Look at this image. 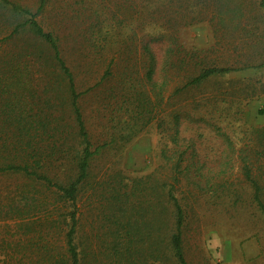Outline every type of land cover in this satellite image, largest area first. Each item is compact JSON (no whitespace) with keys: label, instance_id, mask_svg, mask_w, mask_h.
<instances>
[{"label":"trees","instance_id":"1","mask_svg":"<svg viewBox=\"0 0 264 264\" xmlns=\"http://www.w3.org/2000/svg\"><path fill=\"white\" fill-rule=\"evenodd\" d=\"M193 1L211 12V19H216L220 28L237 33L231 41L235 52L231 63L221 64L199 50L183 51L173 30L189 26L192 21L180 22L162 10L164 16L151 21L156 27L157 19L162 17V25L170 30L168 34L161 24L140 39L134 33L138 41L133 49L113 51L102 76L91 85L78 87L77 77L86 68L71 53L82 54L83 39L78 30L67 29L69 4L53 7L52 0H0V177L19 184L16 199L11 198V216L7 220L14 222L26 218L22 215L40 213L35 222L23 219L21 224L34 234L26 246L34 255L14 263L188 264L184 236L191 206L186 194L193 199L207 196L238 203L239 195L225 192L231 183L215 180L228 167H236V174L242 175L252 190L251 201L264 217V125L248 127L239 149L218 133L226 145L221 151L225 158L217 168L200 160L199 166L193 167L183 163L184 151H180L181 113L172 112L168 142L176 161L172 162L164 150L159 155L162 170L168 165V175H145L130 185L117 180L114 183L112 177L89 183L92 163L117 138L129 142L154 121L164 132V120L155 113L163 103L167 84L162 74L173 71L178 75L186 67L174 90L179 95L234 72L264 71V30L253 26L259 22L264 26V0H253L252 7L236 0ZM166 39L169 46L160 51L163 62L158 64L152 44ZM96 56L100 52L94 49L89 57ZM118 59L119 64L115 62ZM256 84L257 92L264 94V83L257 80ZM99 91L103 107L111 108L107 111L108 122L120 130L113 127L107 137L93 142L80 101ZM245 97L234 100L236 115H241L247 106ZM233 105L221 99L213 108L225 113L226 118ZM115 115L119 118L114 119ZM185 118L192 117L188 114ZM85 187L94 194L98 192L100 201L95 236L101 246L98 253L86 247L82 232V212L77 203ZM33 256L35 259H31ZM9 263L12 264L0 261Z\"/></svg>","mask_w":264,"mask_h":264},{"label":"rangeland","instance_id":"2","mask_svg":"<svg viewBox=\"0 0 264 264\" xmlns=\"http://www.w3.org/2000/svg\"><path fill=\"white\" fill-rule=\"evenodd\" d=\"M236 1L246 7H252L253 3V0ZM63 3L69 4V9L66 10L67 29L69 32L78 30L83 39L82 54L79 51L71 53L76 60L80 59L86 68L84 73L83 70L79 71L82 73L77 77L78 87L86 83L91 85L102 76L105 67L111 61L113 51L121 49L128 52L133 49L138 41L133 36L134 33L140 39L141 36L153 32L159 24L162 25L164 16L161 13L162 10L166 15L175 16L180 22L192 21L193 24L189 26L173 30L174 37L178 40L177 44L183 51L194 49L206 52L209 59H216L221 64L231 63L229 60L235 56L231 41L237 33H232L231 29L220 28L217 20L211 19L213 14L204 10L193 0H175L174 3H168L165 0H52L53 7ZM140 8L144 9L140 11ZM48 11L51 12V8H48ZM251 14L256 15L253 12ZM159 15L163 16L157 19L156 27H153L151 19ZM216 15L218 14H214ZM162 26L165 34H168L170 30L165 25ZM253 26L264 30L260 22L258 26L256 23ZM168 46L167 39L159 44H152V50L157 54L158 64L163 62L160 51ZM94 49L100 52V56L89 57ZM120 59L115 62L119 64ZM67 61L69 62V58ZM133 62L132 60L131 63ZM185 72L184 66V70H179L178 75L173 71L162 74V77L166 75L167 84L162 93L163 103L155 113L157 118L164 120V132L159 131L154 121L129 142L124 143L117 138L116 142L104 149L92 163L89 183L94 184L112 177L114 183L117 180L130 185L133 180L145 175H168V165L165 170H162L164 167L159 155L161 150H164L172 162L176 161V156H173L171 152L172 146L168 142L172 135V112L181 113L180 151H184L183 163L191 164L193 167L199 166L200 161H205L208 167L217 168L225 158V154L221 151L226 148V145L218 137V133L224 134L234 147L239 149L248 127L264 125V94L256 90L257 80L264 83V71L234 72L226 77L211 79L191 91L175 95L174 90L180 85ZM240 96H246L245 100H248V104L242 109L241 115H236L234 100L240 99ZM102 99L103 95L99 91L80 101L93 142L107 137L113 132V127L120 130L108 122L110 116L107 111L111 108L103 107ZM221 99L234 103L230 106L229 116L226 118L225 113L221 114L213 108ZM192 109H195L194 112ZM188 114L192 118H185ZM124 117L127 118V116ZM199 117H203V122L197 121ZM116 118L119 116L115 115L114 119ZM214 125L220 130H215ZM237 161L235 159V163ZM207 170L205 168L204 173H207ZM231 173L233 175H230ZM262 178L261 184L264 186V176ZM215 180L229 181L231 185L229 188L226 187L225 192L234 191L240 197L239 202L233 204V200L224 198L211 200L207 196L193 199V196H189L185 191L191 206L184 236L187 263L264 264V217L251 201L252 190L243 181L242 175L236 174V167L231 170L229 167L225 168L223 174ZM16 186L19 184L13 179L0 177V261L8 260L12 264H24L14 263V261L34 255L26 247L30 243L29 237H33L34 234L27 231L26 225H21L22 220L24 219L23 221L27 223L35 222L40 213L31 212L22 215L26 218L14 220V222L7 220L11 216L9 212L10 204L13 203L11 198L16 199L17 196ZM27 189L34 192L32 189ZM83 190L84 193L81 194L82 197L77 206L82 212L81 224L86 239L85 245L98 253L101 248L95 239L99 226L98 192L94 194L87 187ZM42 235L44 238V234ZM59 239L60 237L57 241ZM99 259L102 260V258ZM98 264L104 263L99 261Z\"/></svg>","mask_w":264,"mask_h":264}]
</instances>
